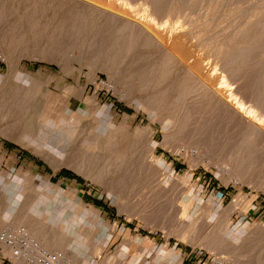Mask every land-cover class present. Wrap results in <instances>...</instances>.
Wrapping results in <instances>:
<instances>
[{
    "label": "rangeland",
    "instance_id": "374dc122",
    "mask_svg": "<svg viewBox=\"0 0 264 264\" xmlns=\"http://www.w3.org/2000/svg\"><path fill=\"white\" fill-rule=\"evenodd\" d=\"M57 1L0 0V193L5 206L28 210V222L41 216L81 248L55 250L30 222L0 217V264H34L14 260L2 244L13 238L25 250L37 242L33 255H59L56 264H264V0H135L128 18L149 37L110 38L102 33L111 22L94 9L115 13L106 0ZM20 19L35 28L7 31ZM154 70L170 86L169 108L155 118L143 104L154 88L140 82ZM28 104L52 146L81 135L100 142L94 168L33 149L30 127L3 117ZM148 127L158 143L153 163ZM109 157L145 160L146 172L114 193L93 176Z\"/></svg>",
    "mask_w": 264,
    "mask_h": 264
},
{
    "label": "bare ground",
    "instance_id": "6f19581e",
    "mask_svg": "<svg viewBox=\"0 0 264 264\" xmlns=\"http://www.w3.org/2000/svg\"><path fill=\"white\" fill-rule=\"evenodd\" d=\"M57 1V0H56ZM66 2H68L69 4H74L76 1L74 0H64ZM97 1V0H96ZM58 2V1H57ZM60 2V0H59ZM105 2H108L107 5L111 6L112 8H114L116 10L115 13L108 12L105 11L104 7L100 4H93L94 9L98 12H102L104 14V20L106 22V25H111L112 26V30L111 31H104L102 34V36L104 37H108L112 36L110 33L112 34H116L118 31H131L133 34L137 33H142L143 35H146L149 37L148 34H146V30L143 28V26L141 25L140 21H136L132 18H128V16L130 14H132L131 16H136L138 12L135 13V8L133 11H131L130 7L132 2L134 3L135 0L129 1V0H106ZM46 3V2H45ZM50 3V1H49ZM142 3V2H141ZM48 4V3H47ZM88 4V3H87ZM103 4V3H102ZM159 4V3H158ZM90 5V4H88ZM104 5V4H103ZM154 6V3L152 4ZM156 6V5H155ZM154 8V7H153ZM25 10V9H24ZM47 11V10H46ZM79 11V9H78ZM92 11V10H91ZM165 11V10H164ZM163 11V9L161 8H156L155 7V13L158 15H164L165 12ZM36 12V11H35ZM34 12V13H35ZM131 12V13H130ZM32 13V12H31ZM41 13V12H40ZM78 13V12H77ZM1 14V12H0ZM1 16V15H0ZM54 16V15H53ZM10 17V16H9ZM19 17V16H18ZM42 17V16H41ZM76 17V16H75ZM144 16H142L143 18ZM150 17V16H149ZM164 18L166 16H163ZM173 17V16H172ZM3 18V15H2ZM23 18V16H22ZM47 18V17H46ZM81 18V17H80ZM1 20V19H0ZM4 20V19H3ZM8 21V19H6ZM18 20V18H17ZM40 20V19H39ZM19 21V20H18ZM75 21V20H74ZM21 23H15V25H11L9 24V26L7 27V31L9 28L12 29H16L17 27H20L21 24L23 23L25 26H23L25 29L24 31L31 29V28H35V26L31 27V25H34V22H30V21H24V19H20ZM42 22V21H41ZM111 22V24H110ZM39 23V22H38ZM93 23V22H92ZM96 23V22H95ZM43 24V23H42ZM40 24V25H42ZM80 24V21H79ZM3 25V24H2ZM87 25V22H86ZM122 25V26H121ZM154 25V24H153ZM4 27H2V31L4 35V31L6 30L5 27L6 25H3ZM44 28V27H43ZM1 29V28H0ZM51 29V28H50ZM109 29V28H108ZM35 31V30H34ZM23 32V31H22ZM100 32V31H99ZM130 32V33H131ZM6 33V32H5ZM9 33V32H8ZM14 33V32H13ZM85 33V32H84ZM101 33V32H100ZM149 33V32H148ZM46 34V33H45ZM77 34V33H76ZM94 35V34H93ZM132 36V34H131ZM34 37V36H33ZM42 37V36H41ZM136 37V36H135ZM149 39V38H147ZM99 40V39H98ZM95 41V40H94ZM133 42V41H132ZM148 42V41H147ZM150 42V40H149ZM157 42V41H156ZM93 43V42H92ZM114 45V44H113ZM87 47V46H86ZM48 49V48H47ZM52 49V48H51ZM167 51V50H166ZM44 52V51H43ZM132 53V52H131ZM44 54V53H43ZM120 54V53H119ZM52 55V54H51ZM110 55V54H109ZM97 56V55H96ZM114 56V55H113ZM19 58V57H18ZM173 59V58H172ZM22 60V59H21ZM19 61V60H18ZM100 61V60H99ZM98 61V62H99ZM64 62V61H63ZM127 62V61H126ZM125 62V63H126ZM64 64V63H63ZM105 64V63H104ZM62 65V63H61ZM65 65V64H64ZM107 65V64H106ZM111 65V64H109ZM108 65V67H109ZM182 65V63H181ZM179 68V74L183 77L188 76L189 71L188 69L184 68L185 66H181ZM63 66V65H62ZM61 66V67H62ZM99 66V65H98ZM97 66V68H98ZM101 67H103L101 65ZM105 67V66H104ZM174 67V66H173ZM11 68V67H10ZM96 68V69H97ZM115 68V67H114ZM63 69V68H62ZM67 70V69H66ZM70 70V69H69ZM72 70V67H71ZM112 70V69H111ZM25 71V70H24ZM68 71V70H67ZM165 71V70H164ZM26 72V71H25ZM111 73V72H110ZM114 76L116 78H120L121 76H123L121 70L117 67L115 72H114ZM142 79V78H141ZM139 80V79H138ZM141 82V89L142 90H148V89H153V95L147 99L143 100V104H145L147 106V108L149 109L151 116L153 118L155 117H160L161 115L165 114L166 111L168 110V94L170 91V86L169 84H167V82L165 81V78L160 76V75H156V71H152V78H150L149 80L143 81L140 80ZM128 87V86H127ZM46 88V87H45ZM172 89V88H171ZM3 91V90H2ZM62 92V91H61ZM218 96V95H217ZM7 97V96H6ZM45 98V97H44ZM138 103L142 104V97L140 98V96L138 97ZM144 98V97H143ZM217 98V97H216ZM219 98V97H218ZM6 99V98H5ZM141 100V103H140ZM7 103H4L3 105H5ZM4 109V107H3ZM6 110V109H4ZM11 110V109H10ZM8 111V110H7ZM110 111V110H109ZM1 112V111H0ZM3 112V111H2ZM1 112V115H2ZM101 112V111H100ZM4 119H8L10 120V122H14L15 125H18V127H23L25 130L27 128L30 127V134L32 136H35L33 143H29V145L32 146L33 149L37 150L38 152L43 153L44 155H48L49 158L52 159H60L62 162L69 164L70 166L73 167H77L78 168H89L92 167V160L94 158H98L103 151L102 145L99 144L93 137H85V138H81L83 137L81 135V137H77L74 138L71 145L66 146L65 149H60L56 146H52L50 143H48V138L51 137L50 135V131L48 129L43 128V126H41L39 123L41 121V117L39 115V111L36 110V108L30 107L29 104L28 106H19V107H15V109L11 110L10 112L7 113V116H3ZM60 117V116H59ZM4 122V121H3ZM9 122V121H8ZM5 123V122H4ZM6 124V123H5ZM2 125V124H0ZM4 125V124H3ZM20 125V126H19ZM116 125V124H115ZM88 126V125H87ZM82 127V126H81ZM84 127V126H83ZM92 127V126H89ZM139 127V126H138ZM4 128H2L3 131ZM6 129V127H5ZM11 129V128H10ZM23 129V130H24ZM88 129V128H87ZM148 141H147V147H146V158H149V160L151 161L150 157L154 154L156 147L158 145L157 141L155 140V133L154 131L150 130V128L148 127ZM9 130V128H8ZM115 131V130H114ZM22 132V130H21ZM25 132V131H24ZM81 132V131H80ZM84 132V131H83ZM82 132V133H83ZM6 133V132H5ZM8 133V132H7ZM27 133V132H26ZM78 133V131L76 132ZM108 133V132H107ZM22 134V133H20ZM19 134V135H20ZM18 135V136H19ZM24 135V134H23ZM26 135V134H25ZM79 135V133H78ZM85 135V134H84ZM109 135V134H108ZM110 137V135H109ZM108 137V138H109ZM19 139V138H18ZM106 139V137L104 138ZM109 140V139H108ZM107 140V141H108ZM28 143V142H27ZM142 143V142H141ZM138 144H136L137 146ZM146 145V144H145ZM107 146V144H106ZM145 147V146H144ZM140 148V147H139ZM142 150V149H141ZM138 151V150H137ZM105 152V151H104ZM132 152V151H131ZM130 152V153H131ZM143 152V151H142ZM129 153V154H130ZM140 153V152H139ZM135 154V152H134ZM137 154V153H136ZM135 154V155H136ZM46 155V156H47ZM107 155V154H106ZM125 155V154H124ZM127 155V153H126ZM125 155V156H126ZM132 155V154H131ZM145 155V154H144ZM110 156V155H109ZM130 156V155H129ZM134 156V155H133ZM132 156V158H133ZM140 156V155H139ZM103 157V156H101ZM100 157V159H101ZM128 157V156H127ZM136 157V156H135ZM108 158V157H107ZM131 157H129L130 159ZM143 158V156H142ZM145 158V157H144ZM145 158V159H146ZM103 159V158H102ZM123 159V158H122ZM135 159V158H134ZM131 160V159H130ZM129 160V161H130ZM101 161V160H100ZM127 160L125 161H119V159H115V157H109V160L107 161L108 163H106L105 168L103 167L102 171H98L97 173H95L96 171L94 170L93 172V176L94 178L98 179L100 181V183L105 184L106 186H108L110 188L111 191H113L114 193H117V189L121 188L124 190H129V187L125 186L123 187L124 184H132V182L134 181V176L137 173H141L144 172L145 169L144 167V162L140 163V159L139 161L136 160V162H127ZM135 161V160H134ZM94 162V161H93ZM104 162V161H103ZM152 162V161H151ZM96 163V162H95ZM98 163V162H97ZM153 163V162H152ZM160 163V162H159ZM100 164V163H99ZM151 164V163H150ZM149 164V165H150ZM95 165V164H94ZM85 166V167H84ZM100 166V165H99ZM144 166V167H143ZM156 166V165H154ZM101 167V166H100ZM153 167V166H152ZM94 168V167H92ZM102 168V167H101ZM154 168V167H153ZM86 169V168H85ZM98 169V168H97ZM150 169V167H149ZM148 169V170H149ZM83 170V169H82ZM91 170V168L89 169ZM99 170V169H98ZM151 170V169H150ZM84 171V170H83ZM87 171V170H86ZM93 171V169H92ZM146 172V171H145ZM150 172V171H149ZM84 173V172H82ZM91 173V172H90ZM92 174V173H91ZM149 174V173H148ZM88 175V174H87ZM92 176V175H91ZM1 177V176H0ZM31 178H33V175L30 176ZM96 179V180H97ZM135 188V185H132V189ZM125 193V191H124ZM123 193V194H124ZM120 194V192H119ZM129 194V193H128ZM6 195V194H5ZM12 197V196H11ZM3 196L0 193V217L3 220H14V221H20V220H25L26 222H28L25 218V216H27L26 212L17 207H11L10 205L5 206L3 204ZM79 204H82V202H79ZM81 205V206H82ZM232 207L234 205H231ZM230 207V206H229ZM230 209V208H229ZM232 209V208H231ZM228 210V209H227ZM229 211V210H228ZM29 213V212H28ZM54 213V212H53ZM226 213V212H225ZM228 213V212H227ZM231 213V212H229ZM30 215V213H29ZM231 216V215H230ZM31 216H29L30 218ZM33 217V216H32ZM45 217V216H44ZM227 217V215L225 216ZM33 218H30L29 220H31ZM23 223H26V222ZM30 222V221H29ZM28 222V223H29ZM29 225V229L30 231H32L35 236L40 237L44 242V244L55 248V250L58 249H70L71 251H73L72 253L75 252V254H77V250H79L81 248L80 242H78L76 239L70 237V236H64V234L62 232H59V230H56L55 228L53 229V226L49 223H46L45 220L40 216L37 217L36 219H33V221L30 222ZM20 227V225H19ZM22 227V226H21ZM27 228V227H26ZM25 228V229H26ZM20 230H22L21 228H19ZM25 229L23 228L24 232L22 233H26ZM20 233V232H19ZM29 234V233H28ZM19 239V238H18ZM26 239V238H25ZM28 240V239H27ZM31 240L29 239V241L25 242L29 243V247L30 249H22V241H17L15 238H13L10 242L13 244H9L7 243L5 240L3 241V245L6 248H10V251L12 256L15 258L14 260H17L18 263H22L23 261H21L20 259L23 258L24 260H29V261H33L34 264H56L59 263V255H51L50 257H48V252H39V254H35L33 255L31 251H33V249L35 248V246H37V242L33 243L30 242ZM35 241V240H34ZM37 244V245H36ZM13 246V248L11 247ZM39 246V245H38ZM15 247V248H14ZM26 248V247H25ZM40 249V248H39ZM37 250V249H36ZM47 250V249H45ZM40 251V250H39ZM64 251V250H63ZM61 255V254H60ZM66 258V257H65ZM80 260V259H79ZM27 261V262H29ZM62 261V260H61ZM25 262V261H24ZM67 262V261H66ZM31 264V263H30Z\"/></svg>",
    "mask_w": 264,
    "mask_h": 264
},
{
    "label": "trees",
    "instance_id": "16d2710c",
    "mask_svg": "<svg viewBox=\"0 0 264 264\" xmlns=\"http://www.w3.org/2000/svg\"><path fill=\"white\" fill-rule=\"evenodd\" d=\"M62 176H66V177H69V178H78V177H74L73 174L70 172V171H66V170H63L62 173H61ZM78 180H81L80 178H78ZM98 204H100L98 202Z\"/></svg>",
    "mask_w": 264,
    "mask_h": 264
},
{
    "label": "built area",
    "instance_id": "2783aa9c",
    "mask_svg": "<svg viewBox=\"0 0 264 264\" xmlns=\"http://www.w3.org/2000/svg\"><path fill=\"white\" fill-rule=\"evenodd\" d=\"M27 245V244H26ZM51 255H49V253H48V257H50Z\"/></svg>",
    "mask_w": 264,
    "mask_h": 264
}]
</instances>
